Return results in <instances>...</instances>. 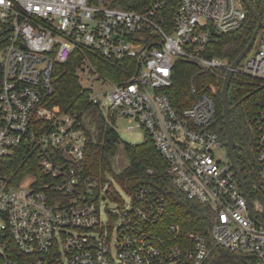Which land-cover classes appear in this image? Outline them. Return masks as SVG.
I'll return each instance as SVG.
<instances>
[{
	"label": "built area",
	"instance_id": "1",
	"mask_svg": "<svg viewBox=\"0 0 264 264\" xmlns=\"http://www.w3.org/2000/svg\"><path fill=\"white\" fill-rule=\"evenodd\" d=\"M245 19L241 0H0V264H211L217 248L264 263L263 205L250 198L257 224L228 153L215 157L224 146L211 130L213 97L191 82L194 101L178 111L165 93L179 59L202 73L226 71L228 62L205 57L206 48ZM253 46L236 73L264 83L263 22ZM75 51L90 104L110 126L123 119L150 137L175 188L206 207L207 234L163 229L164 198L151 187L124 190L110 174L81 169L82 118L45 100L54 64ZM87 52L111 62L133 59L137 72L115 84ZM248 126L255 185L263 189L264 110ZM25 147L41 177L12 183L5 161Z\"/></svg>",
	"mask_w": 264,
	"mask_h": 264
},
{
	"label": "trees",
	"instance_id": "2",
	"mask_svg": "<svg viewBox=\"0 0 264 264\" xmlns=\"http://www.w3.org/2000/svg\"><path fill=\"white\" fill-rule=\"evenodd\" d=\"M264 26V0H249ZM129 8V7H126ZM169 20L172 18L174 4L168 6ZM246 19L242 26L227 34H215L214 39L206 48L205 57L226 60L230 65L249 42L256 27L255 19L247 8ZM87 57L103 77L115 84L123 83L129 74L137 72V65L133 59H122L111 62L87 52ZM82 55L73 52L68 60L61 64H54L51 87L52 92L45 96L47 106L65 114H83L93 107L88 101V93L82 89L76 75V69L82 62ZM226 71L200 72L199 67L191 62L177 60L172 70L171 85L166 89V95L172 106L181 111L190 106L194 96L190 91V84L194 82L198 87V94H209L213 97L216 108L215 123L211 130L220 138L226 147V134L223 122L221 89ZM1 78V69H0ZM230 125L236 144L234 157L237 169L252 200L258 198L263 205L264 219V188H257L255 176L257 169L250 160L252 147L251 131L248 119L264 110V83L240 73H235L230 82L227 94ZM44 126V125H43ZM47 126V125H46ZM87 143L81 169L88 175L102 176L110 174L124 189L133 191L140 186L151 187L155 193L164 198V215L159 222L163 229L170 225H177L180 235L187 232L207 234V217L201 213V206L189 201L180 193L169 177L165 174V161L155 149L150 137L141 144L131 145L122 142L112 126L100 115L97 117V133L92 137L85 130ZM121 147L129 159V165L123 171L115 174L112 170L111 158ZM5 173L12 183H18L29 174L41 177L37 167V160L32 149L19 148L5 161ZM215 264H257L258 261L250 256L229 254L222 249H215L211 262Z\"/></svg>",
	"mask_w": 264,
	"mask_h": 264
},
{
	"label": "water",
	"instance_id": "3",
	"mask_svg": "<svg viewBox=\"0 0 264 264\" xmlns=\"http://www.w3.org/2000/svg\"><path fill=\"white\" fill-rule=\"evenodd\" d=\"M241 1L243 5L247 8L250 15L255 19L256 27L252 33V36L249 42L245 46V48L241 51V53L236 57V59L229 65V67L226 70V73L223 79L222 89H221V102H222V110H223V122H224L225 134H226V149H227L228 157L230 160V164L234 170V173L239 183L240 189L246 199L250 217L253 220V222L259 224L253 214L250 196L248 194L247 188L242 180V177L237 169V165L235 162L234 149L236 148V144L233 139L232 129L230 125L229 106L227 103V94H228V89H229L232 77L236 73V70L238 66L240 65V63L242 62V60L250 52L254 44V41L256 39L257 33L259 32L262 26V19L260 18L258 13L255 11V9L249 4V0H241ZM200 210H201L202 215L206 214V207H202ZM257 264H264V263H257Z\"/></svg>",
	"mask_w": 264,
	"mask_h": 264
},
{
	"label": "rangeland",
	"instance_id": "4",
	"mask_svg": "<svg viewBox=\"0 0 264 264\" xmlns=\"http://www.w3.org/2000/svg\"><path fill=\"white\" fill-rule=\"evenodd\" d=\"M256 49V45L253 46V50ZM250 51L247 54V57L250 56L252 53ZM242 61L239 65L242 66ZM97 87V85H96ZM107 88H110V84L107 85L106 88L102 89L105 90ZM99 112L97 111L96 108H91L90 110L86 111L83 116H82V123L85 128V130L89 131L90 135L94 137L97 133V117H98ZM114 130L118 134L120 140L122 142L131 144V145H136V144H141L145 141L146 135L143 130L141 129H134V130H129L130 127H132V124L129 122L123 120V119H116L113 123ZM227 150L226 147H222L221 149L217 150L215 152V157L218 158L219 160H224L226 158ZM111 165H112V170L115 174L123 171L125 168L128 167L129 165V159L126 156V154L123 152L121 147L117 148L116 154L111 158ZM121 187V186H120ZM123 199H126V196L122 194ZM211 264H215L214 261L211 262Z\"/></svg>",
	"mask_w": 264,
	"mask_h": 264
}]
</instances>
